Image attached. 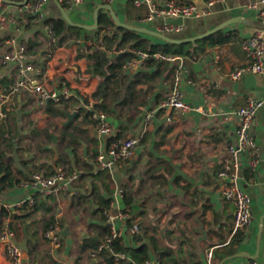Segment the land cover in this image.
I'll use <instances>...</instances> for the list:
<instances>
[{
  "label": "crops",
  "instance_id": "1",
  "mask_svg": "<svg viewBox=\"0 0 264 264\" xmlns=\"http://www.w3.org/2000/svg\"><path fill=\"white\" fill-rule=\"evenodd\" d=\"M154 1L160 6L166 2ZM193 1L205 5L202 0ZM254 1L217 0L208 13L185 18L181 23L184 28L170 35L177 38L195 36L237 16L243 17L245 22L224 28L223 34L230 39L207 46L205 52L195 58L177 55L174 61L161 60L167 68L165 76L156 84L138 85L137 105L118 107L115 97L119 89H115L107 100L115 109L108 116L114 133L122 130L127 138L137 136L140 141L130 160L106 169L103 175H96L100 168L93 155L95 150L99 154L107 151L110 136L99 135L95 123L85 121V112L80 111L82 107L87 109L84 97L94 99L92 95L100 83V78L89 69L88 41L97 39L95 29L78 26L82 30L76 41L58 44L59 39L44 24L47 18L63 17L56 0L46 3L44 20L36 18L31 22L32 16L20 12L18 5L6 2V12L16 16L21 24L20 31L9 28L7 34L16 35L18 43L27 46L34 42L27 58L42 69L39 79L49 88L68 85L75 96L64 101L68 104L61 105L59 113L39 107L36 96L28 91L14 95L5 104L7 116L0 124L12 130L15 148L4 146L2 138L0 141L2 148L15 158L12 169L21 182L0 194V225L11 220L15 239L23 250L22 264H109L103 256L93 255L92 248L86 244L90 238H99L97 193L112 198L113 214L132 213L142 224L141 231L147 225L158 226L157 237L174 250V264H206L211 249L214 264H247L251 260L264 264V107L258 110L250 129L261 152L256 170L251 169L249 157L243 151L238 152L235 169L229 152L230 145L238 144L236 111L249 95L264 94V70L255 73L257 84L250 89L245 88V77L241 80L231 78L238 66L249 63L243 39L256 29L264 28L258 12L252 7ZM59 2L74 22L85 25L94 24L96 9L103 3L102 0H85L76 5L72 0ZM112 5L122 21L134 26L159 30L160 25L178 19L161 15L149 23L143 21L147 12L145 4L137 6L134 0H117ZM100 11L109 12L107 9ZM150 39L161 42V38L154 35ZM141 65L132 69L124 67V70L134 73ZM178 69L182 71L180 89L191 105L184 116L158 108L160 101L174 88ZM16 73L15 61L3 63L0 59V86H4L1 79L11 80L12 86ZM236 83H239L237 88ZM198 106L205 107L206 113L197 110ZM153 111L154 118L147 120V115ZM74 112L76 115L71 122L66 123L68 113ZM79 116L82 121L77 120ZM76 121L81 125L74 126ZM77 159L80 163L94 162V170L78 167ZM69 161L75 165L73 170L84 169L85 172V176L73 183V192L37 193L38 207L34 209L31 205H16L17 201L35 193L28 185L34 173H53L58 166L67 169ZM224 169L237 172L240 184L252 198L253 220L245 231L234 232L235 205L222 197L226 180L219 176V171ZM125 195L133 197L131 203H125ZM51 220L60 227V247H53L43 235ZM125 223L126 220L120 219L117 222L123 229L121 237L127 245L138 246ZM65 228L68 229L66 236L61 234ZM149 244L151 257H159L152 243ZM0 264H11L1 241Z\"/></svg>",
  "mask_w": 264,
  "mask_h": 264
},
{
  "label": "built area",
  "instance_id": "2",
  "mask_svg": "<svg viewBox=\"0 0 264 264\" xmlns=\"http://www.w3.org/2000/svg\"><path fill=\"white\" fill-rule=\"evenodd\" d=\"M64 1V0H61ZM73 3L81 4L85 0H72ZM103 3L113 4L117 0H102ZM205 5H200L198 2L191 0L190 3L183 0H166L163 6L158 5L154 0H134L137 6L147 5V12L143 17V21L152 23L158 16L165 15L171 19L183 17L200 16L208 13L209 8L214 5L217 0H202ZM48 0H29L24 5H18L19 11L22 13H32L38 21L45 18V6ZM252 7L258 12L260 20L264 23V0H255ZM30 20V19H29ZM27 20V21H29ZM13 28L14 31L21 30V24L16 16L6 12L5 0H0V59L3 63L15 61L17 65L16 79L10 87H0V123L7 116L5 104L16 94L23 91H28L34 94L37 98L39 107L45 109L49 101L59 103L61 101H69L74 97V92L68 85L62 87H47L40 79L42 69L34 65L27 56V46L18 43L17 36L7 34V30ZM159 30L162 33L172 34L179 32L184 28V24H176L171 21L160 25ZM91 49H104L102 38L88 41ZM243 49L249 59V63L238 66L231 74L233 80H241L250 73H259L264 70V28L256 29L251 35L245 37L242 41ZM150 54L145 51H138L137 56L129 61L125 67L130 69L141 65ZM155 59L163 61H174L178 58L177 55L156 52L153 54ZM182 71L177 70L175 75V86L172 91L160 101L158 108L168 110L172 109L177 116H184L191 110L190 103L185 99L184 92L180 89ZM94 99L88 100L86 107L92 111L91 117L95 120V127L99 135L111 136L114 133V127L109 120L106 112L96 110L94 108ZM264 107V97L249 95L246 102L241 106L236 114L239 118L238 127V144H232L229 147L231 155L230 161L232 166L237 169L238 152H246L249 159V165L253 171L256 170L260 160L261 152L257 145L254 135L250 132L253 120L260 108ZM197 110L206 113V108L198 106ZM155 116V111L147 115V120H152ZM170 118V116H169ZM140 138L131 136L124 140H115L110 143L106 152H101L96 162L101 169H111L117 164L124 163L130 160L137 147ZM83 169H74L68 172L66 167L58 166L57 169L50 174L42 172L34 173L28 185H30L35 193L27 199L16 202L17 206L25 204L34 205L36 194L43 193L46 195L62 194L73 192L72 185L80 179ZM219 176L226 180L222 187V197L226 201H231L235 205L233 216L234 232L239 230H247L253 220L252 198L248 191L240 184L237 172L224 169L219 171ZM112 205V204H111ZM106 221L111 228V234L102 242L99 250L108 248L112 249V243L115 239L122 236L123 229L117 224L118 220H126L129 217L127 212H119L113 214L111 209L103 211ZM131 233H136L139 230V223L135 220L128 227ZM45 239L49 240L53 247L61 246L60 227L53 225L45 230ZM16 232L11 220L7 219L0 225V241L5 248V254L11 264H22L24 257L23 250L17 243ZM113 250V249H112ZM116 260L126 259L130 261V257L122 252H114ZM97 255L96 252L92 253ZM214 252L209 250L208 261L206 264H214ZM161 259L151 256L142 264H160ZM230 264H242L232 262ZM247 264H257L255 260L249 261Z\"/></svg>",
  "mask_w": 264,
  "mask_h": 264
},
{
  "label": "trees",
  "instance_id": "3",
  "mask_svg": "<svg viewBox=\"0 0 264 264\" xmlns=\"http://www.w3.org/2000/svg\"><path fill=\"white\" fill-rule=\"evenodd\" d=\"M183 2L190 3L191 0H183ZM35 19L36 17L32 16L30 22ZM44 24L50 28L52 35L59 39L58 44L64 42L70 43L73 40L76 41L81 36L82 29L78 26L69 24L63 17L47 18L44 20ZM94 32L97 34V39L102 38L105 48L90 49L91 47L88 45L90 50L88 55L90 60V72L100 78L99 86L92 96L95 99L94 108L106 112L108 116L115 111L112 105L107 102L108 98L115 93V89H119V91L116 92L115 97L118 107L123 109L124 107L135 106L137 105L136 98L138 85L142 83L156 84L165 76L167 68L163 66V63L160 60L155 59L153 56L154 53L163 52L166 54L195 58L200 52L204 53L207 46L222 44L230 39V37L225 36L221 30L209 37L183 44L170 43L163 39H161V42L155 43L150 39L151 34L138 32L118 25L109 12L106 11H100L99 27L95 29ZM33 45L34 42L29 43L28 46L26 45L27 53L33 51ZM138 51L148 52L150 56L144 60L137 71L134 73L127 72L124 70L125 65L137 56ZM1 80L4 82V86L0 87L10 86L11 80ZM84 98L88 102V98ZM54 104H57L58 106H55ZM67 104L68 103L64 101L59 103L49 101L46 109L49 112L52 111L54 113H59L61 110L60 106H67ZM80 111L85 112V121L91 120L95 123V120L91 117V110L82 107L80 108ZM11 132L12 130L8 125H5L4 123L0 124V138H2V144L13 149L15 148V143ZM47 137L50 139L52 138L49 133H47ZM126 138V134L121 130L110 136L108 144L115 140H124ZM2 144L0 141V194L9 191L21 182V180L14 175L12 169V165L15 163V158L7 153V149L2 148ZM98 155L99 151L95 150L93 158L96 159ZM63 159L61 158L63 162H66ZM80 162L79 159L76 160L78 167L84 166L87 171H93L95 168L94 162H92V164L87 161H84L83 163ZM74 166L73 162L69 161L67 167L68 172L73 171ZM105 170L106 169L100 168V171L97 172L96 175L105 174ZM49 173L51 172L45 174ZM83 176H85L84 169L80 178ZM97 195L100 200L99 208L97 209V212H100V218L99 223L96 224V226L100 228L97 233L99 238L93 237L86 242V244L92 248L93 252H96L97 256H103L109 264H127L129 260H116L113 253V251L122 252L130 257V264H134V262L142 264L151 256V247L149 244V242H151L153 249L161 259L160 264H174L176 262L174 250L162 243L157 237L160 228L158 229V226L156 225L144 226V231H141L140 227L142 224L139 223V230L136 233L130 232L138 246L127 245L124 241V237H119L112 243L113 250L108 248L99 250L102 242L111 234V228L106 221V217L103 215V211L111 209L112 198H106L98 193ZM132 200V196L128 197L125 195L124 201L126 204L131 203ZM24 206H28V204H25ZM36 207H38L37 197L35 204L33 206L31 205V208L33 209ZM3 213L4 212L2 211L1 214ZM131 214L129 213V217L126 219L125 223L128 227L135 221V216ZM54 224V220L49 221L46 225V229H49ZM240 231L242 230H239V232ZM240 236L241 234H239V237ZM241 239L242 237H240L238 241L240 242Z\"/></svg>",
  "mask_w": 264,
  "mask_h": 264
},
{
  "label": "water",
  "instance_id": "4",
  "mask_svg": "<svg viewBox=\"0 0 264 264\" xmlns=\"http://www.w3.org/2000/svg\"><path fill=\"white\" fill-rule=\"evenodd\" d=\"M28 1L29 0H5V2H7L9 4H16V5H24ZM56 1H57L58 5H59V7L61 9L63 17L72 25L80 26V27H83V28H86V29H97L99 27V12H100L101 9H107L110 12V15L113 17L114 21L118 25L123 26V27L128 28V29L136 30L138 32L148 33V34L157 36V37H159V38H161V39H163V40H165L167 42L175 43V44H183V43H186V42H191V41H196V40H199V39H203V38L209 37V36L217 33L218 31L223 30L224 28H226L227 26H229V25H231L233 23L245 22L243 17H241V16L232 17L231 19H229L227 21H224V22L218 24L216 27H214V28H212V29H210V30H208L206 32H203L201 34H198V35H195V36H191V37H186V38H177V37H174L172 35H169V34H166V33H162L160 31H157V30H154V29H151V28H148V27L134 26V25H131V24L127 23V22H124L116 14L113 5L112 4H106V3H102V4H100L97 7L96 12H95V22H94L93 25H85V24L77 23V22H74L71 19L68 11L59 2V0H56ZM27 16H33V15H32V13H27ZM183 21H184L183 17H178V19L173 21V23L179 24V23H183ZM256 84H257V79H256V74L255 73H250V74L245 76V88L246 89H250L253 86H255ZM238 86H239V83H236L235 87L237 88ZM253 92L257 93V91H253ZM170 110H172V109H170ZM75 115H76V112L68 113L69 120L66 123H70ZM52 135L54 136V138H56L54 134H52ZM61 234L66 236L68 234V229L65 228L64 230H62Z\"/></svg>",
  "mask_w": 264,
  "mask_h": 264
},
{
  "label": "rangeland",
  "instance_id": "5",
  "mask_svg": "<svg viewBox=\"0 0 264 264\" xmlns=\"http://www.w3.org/2000/svg\"><path fill=\"white\" fill-rule=\"evenodd\" d=\"M263 97H264V94H263ZM261 109V108H260ZM83 119H85V117L83 118ZM77 120H80V121H82V117H78V119ZM81 125V123L80 122H78V121H76L75 123H74V126H80Z\"/></svg>",
  "mask_w": 264,
  "mask_h": 264
}]
</instances>
